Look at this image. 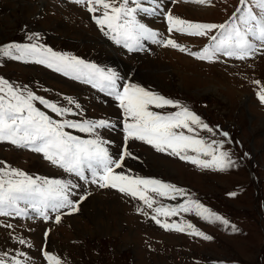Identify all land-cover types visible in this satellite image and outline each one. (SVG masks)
<instances>
[{
  "label": "rangeland",
  "instance_id": "rangeland-1",
  "mask_svg": "<svg viewBox=\"0 0 264 264\" xmlns=\"http://www.w3.org/2000/svg\"><path fill=\"white\" fill-rule=\"evenodd\" d=\"M165 1L155 8L140 0L142 7L156 10L144 15L138 12L137 19L157 32V39H173L190 52L201 51L199 46L207 38L169 33L165 18L168 12L190 22L222 24L240 7L239 0H210L207 9L205 6L194 9L188 6L194 3L182 4L180 0L181 4ZM114 2L118 4L119 0ZM64 3L65 7L63 2L54 0H0V47L36 44L106 68L111 67L106 58L113 57L110 51L114 50L120 59L113 58L127 65L116 66L132 74L128 77L131 84L187 107L212 128L214 134L193 125L195 132L185 130V134L208 142H224L221 150L229 154L233 166L225 171L201 169L177 156L157 152L142 141L129 140L125 145L124 117L118 102L99 87L71 75L60 76L62 72L44 64L31 60L16 64L14 59L0 55V79L25 94L30 91L76 113L64 119L105 120L113 125L97 131L114 159L125 147L131 153L124 158L121 168L114 170L116 173L159 180L184 190L185 195H177L175 199L154 197L153 207H178L196 201L229 223L227 226L209 223L195 211L179 212L167 222L192 224L212 239L166 231L151 219L154 213L140 200L114 188L101 189L86 183L52 165L40 153L0 142V171L10 168L33 178L78 185L69 189V198L78 202V210H61L59 224L55 222L57 213L53 212H49L47 221L31 211V218L0 217V257H14L23 252L27 259H20L25 264H47L43 256L47 251L59 257L62 264H264V104L257 98L259 88L254 83L259 81L264 86V54L257 53L246 60L222 56L227 63L219 58L210 63L148 40L141 42L142 51L129 52L122 45L115 47L111 34L106 36L102 32L101 39L107 41L105 46L101 34L87 26L93 13L84 12L87 7L73 0ZM23 4L32 5V9H24ZM250 6L257 11L254 5ZM29 36L33 39L29 40ZM69 100L73 103L69 104ZM34 105L52 119H62L38 101ZM150 110L172 114L179 109ZM64 131L82 140L94 138L74 129ZM188 155L196 153L189 151ZM86 175L90 178V173ZM8 224L12 227H7ZM233 226L237 231H232ZM20 239L26 243L20 244Z\"/></svg>",
  "mask_w": 264,
  "mask_h": 264
},
{
  "label": "snow or ice",
  "instance_id": "snow-or-ice-1",
  "mask_svg": "<svg viewBox=\"0 0 264 264\" xmlns=\"http://www.w3.org/2000/svg\"><path fill=\"white\" fill-rule=\"evenodd\" d=\"M73 2L85 5L87 11L93 13V19L104 35L111 34L110 39L116 44H122L129 52L142 51L144 46L141 41L148 40L210 63L215 62L220 56L246 60L253 58L257 53L264 54V0H239L240 7L230 20L223 24L190 22L168 12L165 18L169 33L176 31L188 36L208 37L209 43L199 52H190L173 39H157L159 34L137 19L138 12H155V8L142 7L140 0H119L118 4L114 0ZM185 3L210 5V0H185ZM250 5H254L257 11ZM156 7L158 8L159 4ZM96 12H101V15L97 17ZM213 32L216 34L209 36V33ZM28 39L32 40L33 37L29 36ZM0 55L14 60L24 62L31 60L44 64L54 71L71 75L74 79H83L84 82L91 83L93 87H99L101 91L112 96L123 112L125 145L129 140L142 141L157 152L177 156L201 169L225 171L233 166L234 162L229 154L221 150L224 142H208L195 135L185 134V130L187 133L195 132L193 125L214 134L213 129L187 107L135 84H125L121 89L117 83L120 77L114 71H105L94 64H86L75 57L61 55L36 44H9L0 47ZM254 83L259 88L257 98L264 104V86H260L259 81ZM0 93H2L0 142H8L15 147L40 153L52 165L86 183L96 184L101 189L114 188L133 199L140 200L154 213L151 219L166 231L186 232L204 240L212 239L198 231L192 224L167 222L168 218L179 212L195 211L197 216L209 223L219 222L228 225L226 219L196 201L178 207H153L156 203L154 197L175 199L177 195H185L184 190L159 180L132 178L116 173L114 170L121 168L124 158L131 153L125 147L123 153L116 159L109 154L108 148L105 147L106 142L100 138L97 131L113 127L108 121L77 122L64 119L76 113L71 108L58 106L35 96L30 91L25 94L2 79ZM36 101L62 119L54 120L40 111L34 105ZM71 103L73 101L69 100V104ZM152 107L157 109L172 107L179 110L172 114H161L150 110ZM66 128L87 133L94 138L82 140L64 131ZM221 134L225 137L228 135ZM189 151L196 155H188ZM201 156L210 159H201ZM86 173H90V178ZM75 187L78 185L71 181L33 178L22 171L10 168L7 171H0V217L31 218L29 217L31 211L47 221L49 212H53L57 213L55 222L59 224L61 210H78V202L69 198V189ZM85 198L81 197V200ZM159 217H164V220ZM6 226L12 227L10 224ZM232 231L235 232L237 229L233 226ZM18 242L26 243L23 239ZM43 256L47 264H62L59 257L47 251L43 252ZM20 257H25V254L18 252L14 257H0V264H25V260Z\"/></svg>",
  "mask_w": 264,
  "mask_h": 264
},
{
  "label": "bare ground",
  "instance_id": "bare-ground-1",
  "mask_svg": "<svg viewBox=\"0 0 264 264\" xmlns=\"http://www.w3.org/2000/svg\"><path fill=\"white\" fill-rule=\"evenodd\" d=\"M15 1H20L21 2V0H15ZM162 1H165V0H146V2L149 4V6H150V3L152 4V5H154V6H156L157 4H159V7H161V5H162ZM178 1V0H177ZM181 2H184V3H182V4H185V0H180ZM168 2V1H167ZM191 4V3H190ZM192 5V6H191ZM191 5H188L189 7H191V8H204V6H205V8L204 9H207V5H198V4H191ZM196 5V6H195ZM25 6H27V5H24L23 4V8L25 9V8H27V10H29V9H32L31 8V6L29 5L28 7H25ZM148 6V5H147ZM201 6V7H200ZM149 9H152L151 7H149ZM156 10V9H155ZM186 10V9H185ZM189 11H195V10H193V9H188ZM198 10V9H197ZM188 11V12H189ZM141 14H143L144 15V12H140ZM208 13V12H207ZM14 15V14H13ZM12 16V15H11ZM141 16V15H140ZM139 18H141V17H139ZM148 21V20H147ZM104 43V42H103ZM104 45L105 46H107L106 45V43H104ZM111 52V54H112V56L114 57V58H118V59H120L119 57H117V55H116V53H115V51L114 50H111L110 51ZM113 57H109V59H112L114 62H119V63H121V61H116ZM121 67H127V65L126 64H122L121 65ZM118 70V69H117ZM119 71V70H118ZM120 71H121V69H120ZM131 72V71H130ZM125 75H126V77H130V76H132V74H127V72L125 71V72H123ZM48 78V77H47ZM145 78V77H144ZM53 81V80H52ZM55 82H57L56 80H55ZM261 122V121H260ZM163 167V166H162ZM161 167V168H162ZM172 171V170H171ZM173 172V171H172ZM171 173V172H170ZM175 174V173H174ZM173 175V174H172ZM176 176V175H175Z\"/></svg>",
  "mask_w": 264,
  "mask_h": 264
}]
</instances>
